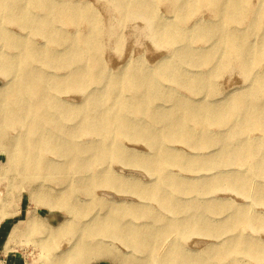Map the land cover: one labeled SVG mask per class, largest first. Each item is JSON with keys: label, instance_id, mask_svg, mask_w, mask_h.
Wrapping results in <instances>:
<instances>
[{"label": "rangeland", "instance_id": "obj_1", "mask_svg": "<svg viewBox=\"0 0 264 264\" xmlns=\"http://www.w3.org/2000/svg\"><path fill=\"white\" fill-rule=\"evenodd\" d=\"M50 4L49 9H42L37 5H30V14L36 19L34 26H22L19 21L11 23L7 20V10L0 12V29L6 34L18 38L22 36L27 45L35 48L38 51L47 53L51 52V56L62 55L64 63L58 67L43 64H35L41 67V71L48 77L62 79L68 74L84 73V69L76 66L75 59L68 61L70 56H73V51L77 55L88 56L93 59L98 56L100 63H103L104 69L110 81H119L122 85L121 90L126 98H133L134 92L124 87V76L134 70H142L146 74L155 75L156 87L160 91V95L153 98L151 107L156 111L154 117L148 116L146 113H127L130 121L142 127L144 130L159 131L163 127V119L165 115L171 113L173 100L169 96L175 95L178 98L196 104L197 107H208L213 104L214 107H228L227 101L232 98H252L254 90L258 87V81H253L250 77H246L239 65L236 63L223 64L224 58L220 57L218 64H186L181 63L178 58L174 56V49L168 44H158L155 42L156 36L152 34V26L147 16L132 15L126 11V0H43ZM173 0H149L147 6V15L151 18L156 16L159 26H162L160 37L165 38L169 28L176 25L177 29L182 31L190 30L193 26L202 24L209 26L219 21V17L211 10L207 4H197L195 11L185 21H180L178 13L172 10L171 2ZM127 2V1H126ZM138 4V2H137ZM246 7L251 11L250 17L245 20H237L233 22L232 27L236 31H241L246 34V41L251 46L260 44L264 33V2L262 0H247ZM69 7L75 8L81 12L83 16L76 17L73 23L63 21H53L49 28L52 36L62 34L68 41L61 43V40H52L39 33V26L41 22L50 19L53 20L55 16ZM41 8V10H39ZM48 8V7H47ZM255 11V20L252 12ZM153 14V16L151 15ZM83 17H88L95 23L96 28L91 29L89 22ZM255 24H251L252 21ZM11 23V24H10ZM97 32V36H89V32ZM79 36L86 38H93L99 41V51H89L82 43H78L73 49V40ZM7 37V36H6ZM215 38H209L204 42H197L190 45L193 49L201 51L210 46V51L215 50ZM21 49L19 47H11L4 42H0V56L4 58L3 64L10 63L13 58L19 56ZM97 53V54H96ZM220 54V53H219ZM220 56V55H218ZM66 61V62H65ZM72 61V62H71ZM34 64L32 63V66ZM9 67V66H8ZM179 68L184 73L189 75L194 74H212L210 83L206 90L189 91L180 86L172 78L166 77V74L159 75L164 69ZM253 74H262L264 72V62L256 64L252 67ZM0 87L3 86L7 78L14 79L15 76L4 70L2 65L0 70ZM61 77V78H60ZM83 81L87 85L79 90H72L71 92L59 93L55 88L51 89L50 97L55 100L57 104H64L66 107H73V109H84L90 97L97 94H105L107 85H94L90 83V79L84 76ZM109 81V82H110ZM213 89V91H212ZM254 103L257 106L264 108V89L259 90L254 98ZM100 108H113L114 103L111 99H101L99 102ZM241 115L234 117V121ZM1 120L3 117L0 115ZM191 120V119H190ZM233 122V121H232ZM80 120L73 119L64 123L65 128H73L79 126ZM189 133L199 138L201 136L219 137L227 133L229 126H221L217 123L206 126L203 132L201 126L194 122L189 123ZM0 126H6L0 124ZM45 131L53 132L52 126H45ZM6 137L0 144V210H5V203L8 202L13 213L17 214L24 208L28 214H23L21 220L24 222L23 226L17 227L19 231L17 234L23 232V236H27L24 245L29 256V264H45L47 259L52 257H64V252L72 249L75 252V240L77 237L81 238L82 243L87 242L96 244L101 242L111 247L118 254H111L100 256L93 261L90 259L89 264H160L153 259V255H157V259H161L169 249L167 247L171 243L178 245L179 249L184 254V259L200 261L204 264H264V223L253 215L264 216V200L256 199L258 192L264 191V160L261 163L260 170L249 174L250 189L246 191L230 187L228 185L218 184L216 179L222 174L230 175L241 174L247 170L252 169V163L234 161L219 162L215 159L212 163L217 166L201 167L184 169L180 165L164 161L162 170L167 173L177 175V178L186 181L188 189L181 192L172 191L167 188L162 192L166 195L172 196L178 201L177 206L182 210L177 211L178 207L170 210L163 204L158 203L149 192L155 190L159 177L161 174L151 172L140 162L133 160L144 157H151L156 154V151L149 143L137 139L133 132L127 136L115 137L113 145L120 148V153L126 154L132 160L129 162L116 160H109L103 166H94L90 174H101V170L109 169L113 174L122 176L127 180L126 190L115 189H100L93 190L77 189L75 192L65 191L64 196L68 198L69 205L63 208H48L41 203V199L50 198L57 195L60 186L55 184V178H34L30 177L24 168L28 163L24 160L14 161L10 160L9 143L12 138H16L19 134L24 135L25 129L13 130L5 128ZM250 137L252 140L264 138V134L258 130H253L241 133L234 137L232 144L238 146L237 143ZM102 140L98 135H78L76 141L79 144H96ZM165 147L169 151H176L178 157L187 158L192 161H201L210 158H216V153L221 149L219 144L196 146H187L178 140H166ZM174 154V153H172ZM218 156V155H217ZM264 156V148H261L255 161L260 162ZM47 159L58 161L63 166L68 165L70 157L55 156L52 154L44 155ZM167 158V157H166ZM209 158V159H210ZM219 162V164H218ZM21 170V171H20ZM88 174H76L71 170H65L64 174L56 175L58 178L64 179L62 186L67 187V183H74L83 176ZM136 184H131V181ZM202 182L204 186L200 190H191L192 184ZM43 184V186H40ZM90 182H80V187L88 185ZM78 185V186H79ZM171 192V193H170ZM99 200H104L105 204H100ZM180 202H186L180 204ZM193 203L195 205H191ZM84 208V212L81 210ZM9 209V208H8ZM149 210L151 215H146L145 210ZM86 210V212H85ZM78 211V213H77ZM116 215V213H118ZM241 212L247 216H252L249 224H241L238 227L232 226L234 213ZM21 214V213H20ZM18 215V214H17ZM111 216H116L121 224H143L149 223L153 229H159L169 223L184 219L188 216L194 217L196 222H201V227L204 225L208 228H213L212 232L198 231L196 233L189 232L183 238L181 236L168 235L160 242L153 244L152 252H133L126 249L118 240L103 233L100 223L103 219ZM6 217H0V221ZM32 220L41 221L42 227H38L37 231L29 229L28 223ZM264 220V218H262ZM100 221V223H99ZM78 224L87 232L84 235L83 230L75 228L73 225ZM58 225H63V236L55 234V228ZM219 225L224 226V231L220 233ZM98 226L100 229H98ZM46 227V229H45ZM74 231V233H73ZM102 231V232H101ZM66 233V234H65ZM73 235V236H72ZM241 236V237H238ZM239 238L238 241L232 240ZM78 239V238H77ZM45 244L53 246L50 254H46V250L39 254L41 249V241ZM226 240L231 242L223 247ZM224 243V244H223ZM107 251V250H106ZM76 253V252H75ZM39 254V256L37 255ZM123 256H120V255ZM130 255V256H128ZM34 256H37L36 258ZM71 259L73 257L69 254ZM161 256V257H160ZM33 260L31 261V259ZM31 261V262H30ZM66 259H62V264ZM73 263V262H71ZM82 264V263H81Z\"/></svg>", "mask_w": 264, "mask_h": 264}, {"label": "bare ground", "instance_id": "obj_2", "mask_svg": "<svg viewBox=\"0 0 264 264\" xmlns=\"http://www.w3.org/2000/svg\"><path fill=\"white\" fill-rule=\"evenodd\" d=\"M126 1L124 2L126 11L132 15L147 16L152 26V34L156 36L155 42L158 44H168L173 47L174 56L181 63L198 65L211 64L215 61L214 64H218L219 58L222 57L225 61L222 65L236 63L246 77H250L253 81H258V91L264 89V72L262 74H253L252 70L254 65L264 62V33L260 44L251 46L246 41V34L236 31L232 27L233 22L237 20L242 21L250 17L251 11L245 6L247 0H173L171 2L172 10L178 13L180 21L187 20L199 3L207 4L216 16L219 17V21L209 26L198 24L187 31H182L177 29L176 25H172L165 38L159 36L163 27L159 26L156 16L151 14L153 16L151 18L147 15L149 0ZM262 1L264 2V0ZM34 4L42 9L50 8V4L43 0H0V12L7 10V20L11 23H14L17 19L22 26L28 27L30 25L31 27L37 21L30 14L28 6ZM252 14L255 20V11ZM80 16L83 15L79 10L69 7L63 10V12L61 11L53 20L47 19L41 22L39 33L43 36L45 35V37L49 36V39L52 40L51 42L61 40V43H64L68 41L64 35L52 36L49 30L53 21L67 20V22L73 23L76 17ZM83 18L88 22L91 20L88 17ZM254 20L251 24H255ZM88 24H90L91 29L96 28L95 23ZM97 34V32L91 30L88 35L97 36ZM209 38H215L214 43L217 48L213 51H210L212 46L201 51L195 50L190 46L197 42H204ZM0 42L21 49L20 55L13 58L11 64H3L4 58L0 56V70L3 65L6 72L15 76L14 79L7 78L3 86L0 87V115L3 117V120L0 117V124L6 125L0 126V144L6 137L5 128L7 129L8 127L13 130L25 129L24 135L19 134L17 139L12 138L9 143V153L12 152L10 160L16 162L26 161L28 166L22 170L30 177L55 178V184L59 185L60 189L57 195L40 200L45 207L60 209L68 206V198L63 195L65 191L75 192L77 189L91 191L94 188L103 190L115 189L117 191L126 190L127 180L120 175L113 174L109 169L103 168L101 174H90V172L94 166H103V164L111 159L117 162L131 161L132 159L129 156L120 153V148L113 145L115 137L127 136L131 132L140 141L149 143L156 151V154L151 157H144L142 160L139 158L133 161L140 162L151 172L161 174L156 189H151L149 194L158 203L163 204L170 210L178 207V201L162 192H166L167 188H171L172 191L181 192L186 188L188 189V187L186 186V181L179 177L177 178V175L164 173L162 167H164V161L167 159L169 162L180 165L184 169H192L197 166L214 167L217 166L212 163L215 159L219 160L220 163L223 162L220 160L231 163L234 161H241L243 163L249 160L253 162L252 169L241 174L235 173L236 175L222 173L216 179V182L220 185L224 184V186L228 185L233 188L239 187V189L244 191L250 189L249 174L251 171L256 172L257 169L260 170L261 163L264 160L263 156L260 162L255 161L261 148H264V138L252 140L248 137L237 143L238 146L232 144L231 141L235 136L253 130H258L264 134V108L254 103V98H256V94L258 93L256 89L252 98H232L228 100V107L226 109L214 107L213 104L206 108L197 107L195 106L196 104L184 101L173 94L169 96L173 100V110L170 114L165 115L163 127L159 131L144 130L142 127L132 123L127 113L140 112L146 113L150 117L155 116L157 110L151 107V103L155 96L160 95V91L156 87L155 75L146 74L142 70H137L136 73L134 70L128 72L123 78V84L126 89L132 90L135 96L133 98H126L121 90H115L116 88H121L122 84L116 80H109L103 63L97 61L98 56L90 59L88 56L77 55V52L73 51V56H70L68 61L75 59L74 64L83 68L85 72L70 73L65 78L62 76V79L56 80L51 75L48 77L41 71V67H37L35 64L40 65V63L43 64L45 62L58 67L64 63L62 55L51 56V52L48 50L44 54L35 48L26 46L27 43L22 36L16 38L12 35L9 37L1 29ZM78 43H82L86 46L87 50L92 52L99 51L101 47L98 45V40L93 38L84 39L83 36H79L73 40V49ZM32 63L34 64L33 66ZM160 73L166 74V77L172 78L180 86L192 92L206 90L214 72L212 74L189 75L179 68L170 67L159 72V75ZM84 76L90 79L91 84H106L108 89L105 94L91 96L85 108L81 110L66 107L64 104H57L55 100L51 99L49 93H51L50 90L53 88L59 93L84 88L87 85V82L83 81ZM103 98L111 99L114 107L100 108L99 102ZM238 114L241 116L234 121V117ZM73 119L80 120L79 126H76L75 129L65 128L64 123ZM190 122L201 126L202 130L213 123L229 126V130L226 134L219 137L211 136L210 134L204 136L203 134V136L196 138L189 133L188 126H190ZM48 125L52 126L53 132L45 131V126ZM203 132L206 131L204 130ZM88 134L98 135L102 140L98 145H85L75 142L76 136ZM166 140H178L187 146L219 144L221 149L217 151L216 158L214 159L207 156L204 160L192 161L187 158L178 157L175 155L177 154L176 151H169L164 145ZM46 154L66 156L70 157L71 160L68 165L63 166L56 160L45 158L44 155ZM67 169L76 174L87 173L88 175L83 176L74 183H67L68 186L64 187L62 185L64 184L65 177L58 178L56 175L64 174ZM80 182H90V184L80 187ZM130 183L136 184L134 180ZM207 185H211V183ZM207 185L197 182L192 184L190 189L200 190ZM40 186H43V184ZM256 199L260 201L264 200V191H259L256 194ZM98 202L105 204L104 200H99ZM183 203L186 202H180V204ZM189 204L195 205L193 203ZM181 210L178 207L177 211ZM81 212H84V208ZM118 214L119 212L116 213V215ZM145 214L151 215V212L146 209ZM234 215L236 216L233 217L231 227H238V225L245 223L249 224L252 220V216H247L241 212H236ZM254 216L261 221L260 225H263L262 221L264 223V220L262 218L264 216L256 214ZM42 226L43 223L41 221L32 220L28 223L29 229L35 231H37L38 227ZM58 226V229L55 228L54 230L55 234L63 236V229L65 227L63 225ZM100 226L103 233L109 234L110 237L118 240L126 249H130L133 252L150 253H153V244L160 242L170 234L174 236L179 235L183 238L191 231L194 233L202 230L207 233L213 231L212 227L208 228L205 225L201 227V222L197 223L195 218L190 216L173 221L169 225L159 229H153L149 223L138 225L121 224L116 216L103 219ZM75 228H80V230H83L84 235L87 236V232L84 231L82 226L74 224L73 230ZM98 229H100L99 226ZM224 229L223 225H219L220 233ZM77 238L74 243L76 253L73 252V247L64 252L63 258L66 259L68 264H72L71 262L73 264H89L91 258L95 261L100 256L108 255L107 257H111V254H118L110 246L101 242L96 244L82 243L81 238ZM238 239L233 238L232 240L238 241ZM230 241L226 240L224 242L226 244L223 243V247L228 245ZM40 245L42 251H39V254L44 252V250H46L47 255L51 253L53 246L45 244L43 240ZM167 249L169 250L161 259L156 260L157 255H153V259L160 264H194L193 259H184V254L177 244L171 243ZM69 253L73 259L66 256ZM93 259L91 260L93 261ZM47 261L49 264H59V259H47ZM123 262V264H127L126 261ZM196 263L204 264L200 261H196Z\"/></svg>", "mask_w": 264, "mask_h": 264}, {"label": "crops", "instance_id": "obj_3", "mask_svg": "<svg viewBox=\"0 0 264 264\" xmlns=\"http://www.w3.org/2000/svg\"><path fill=\"white\" fill-rule=\"evenodd\" d=\"M5 205L6 209L0 210V217H6L0 221V264H29V258H27L29 254H27L26 246L23 244L28 237H24L23 232L17 234L19 231L16 229L17 227L23 226L24 222L21 218H23V214H27V212L22 208L17 215L13 213L12 208L10 209L8 202H6ZM26 216H28V214ZM37 255L39 256V254ZM34 257L36 258L37 256ZM52 258L56 260L59 259V264H62V256ZM32 260L33 258L31 261ZM64 263L68 264L67 261Z\"/></svg>", "mask_w": 264, "mask_h": 264}]
</instances>
